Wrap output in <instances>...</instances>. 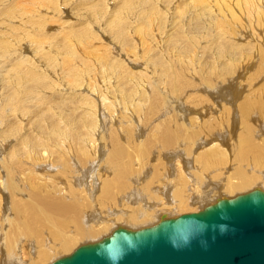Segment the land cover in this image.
Listing matches in <instances>:
<instances>
[{
    "label": "bare ground",
    "instance_id": "6f19581e",
    "mask_svg": "<svg viewBox=\"0 0 264 264\" xmlns=\"http://www.w3.org/2000/svg\"><path fill=\"white\" fill-rule=\"evenodd\" d=\"M258 1L182 15L185 1L0 0V264H52L168 209L264 191ZM70 36L100 41L110 76L85 78L97 58L82 71Z\"/></svg>",
    "mask_w": 264,
    "mask_h": 264
},
{
    "label": "water",
    "instance_id": "95a60500",
    "mask_svg": "<svg viewBox=\"0 0 264 264\" xmlns=\"http://www.w3.org/2000/svg\"><path fill=\"white\" fill-rule=\"evenodd\" d=\"M52 264H264V191L121 230Z\"/></svg>",
    "mask_w": 264,
    "mask_h": 264
},
{
    "label": "rangeland",
    "instance_id": "374dc122",
    "mask_svg": "<svg viewBox=\"0 0 264 264\" xmlns=\"http://www.w3.org/2000/svg\"><path fill=\"white\" fill-rule=\"evenodd\" d=\"M174 1V4H175V7H178L179 5H180V3L181 2H184L185 1V5L186 4H188L187 6H188V8L187 7H185V5H183V7H180V9L178 10L179 12H181V14L182 15H186V14H190V13H192L193 11H195V9H199L200 7H204L205 6V4H207L206 2H208V0H173ZM259 1H261V3L259 2ZM258 1V3H259V6H260V11L258 10L256 13H259V12H263L264 13V8L262 7V3H263V0H259ZM203 3H205V4H203ZM64 5V7L66 6L65 4H63ZM204 5V6H203ZM263 5H264V3H263ZM70 6V7H69ZM30 7V6H29ZM68 7V8H67ZM67 7H65L67 10L69 9V8H73V7H71V5H68ZM88 6L87 5H84V6H81V7H78V8H73V11H74V13L76 14V15H79L80 14V12H81V10H83V9H86ZM190 7H192V8H190ZM64 8V9H65ZM183 8V9H182ZM187 8V9H186ZM75 9H77V10H75ZM185 9V10H184ZM190 9V10H189ZM193 11H192V10ZM263 9V10H262ZM183 11V12H182ZM185 11V12H184ZM192 11V12H191ZM188 12V13H187ZM185 13V14H184ZM80 18H78V20H79ZM72 23V24H71ZM70 23V25L71 26H73V25H75V29H74V32L75 31H79V30H82V31H79L78 33H81V34H84L83 33V30L86 28V27H83L82 25H81V27H80V29L76 26L77 24H79L78 22H75V23H73V22H71ZM84 26H85V24H84ZM83 27V28H82ZM78 30H77V29ZM242 28V29H241ZM240 28V31L238 32V35H240V34H243L244 35V31L246 30V27H244V26H242ZM85 31V30H84ZM86 32V31H85ZM86 36V35H85ZM84 36V37H85ZM73 37V36H72ZM71 36L69 37V43L70 44H73L74 42V39L72 38ZM76 38H77V35H76ZM78 39V38H77ZM89 39H91V38H89ZM89 39H87L86 37L85 38H83L82 39V41H80L83 45H81L79 42H76V43H74V46H76L75 48H76V51L78 52V54H80V52H81V54H80V60L81 61H79V64H80V69L82 70V71H85L86 70V66H87V64L90 62V60H92V59H94V57L96 56V58L97 59H94V60H96V61H94V60H92V63L93 62H96L95 64L93 63V65H95V67H93V65L91 64V67H93V69L91 70V72L89 73V74H86V75H83L85 78H89V77H95L96 78V76L97 77H104V75H102V73L101 72H103V71H106L107 73H108V75L110 74L109 73V67H110V64H112V60H110L109 59V57L107 56V51H106V48L104 47V48H102L103 47V44H102V46H101V42L100 41H98V45H96L97 44V42H95V40L93 41V39L92 40H89ZM248 39V38H247ZM51 41L52 43H53V46L55 45V44H58V38H55V37H53V38H49L48 39V41ZM86 40H87V42H86ZM84 41H85V44H84ZM92 43H91V42ZM248 41H249V39H248ZM95 44H94V43ZM77 43H78V45H77ZM88 43V44H87ZM86 44L88 45L87 47H88V50H87V47H86ZM91 44V45H90ZM106 44H108V42H106ZM31 45V44H30ZM89 45H90V47H89ZM32 46V45H31ZM82 46V47H81ZM95 46V47H94ZM106 46H108V45H106ZM33 47V46H32ZM79 49H78V48ZM93 47V48H92ZM95 48V49H94ZM101 48V49H100ZM82 49V50H81ZM97 49V50H96ZM104 49V50H103ZM101 50H103L102 52H101ZM83 51H88V53L86 52V54H85V52H83ZM93 52V54H91L92 52ZM97 51V52H96ZM82 52H83V55H82ZM91 52V53H90ZM94 52H96L95 54L96 55H94ZM98 54V55H97ZM103 55V56H102ZM85 56H87V58L88 57H90V58H88V59H90V60H88V59H85L86 57ZM103 57V58H102ZM84 58V62L85 61H89V62H87V64H81V62L83 61L82 59ZM101 59H103V60H101ZM110 62V64H108L109 62L107 61V60ZM102 61V62H101ZM99 62V63H98ZM83 63V62H82ZM98 63V64H97ZM103 63H104V65H105V67L107 68L106 70H105V67L103 66ZM106 63H107V65H109V66H107L106 65ZM101 64V65H100ZM82 65H86V66H82ZM97 65V66H96ZM98 65H100V66H98ZM103 66V67H102ZM101 67L103 68V69H101ZM101 70V71H100ZM100 74L99 76H98V73ZM97 73V74H96ZM90 74H92V76H90ZM95 74V75H94ZM110 76V75H109ZM238 78V77H237ZM246 81H248L247 83H241V85H240V87H239V89H240V91H242V92H240V95H241V97L242 96H244V94H246L245 93V91L244 90H246L245 88L246 87H248L250 90H252V87H253V84L255 83V78L254 77H250V78H248V79H245ZM263 82H264V79L260 82V85H262L263 84ZM231 89V88H230ZM243 89V90H242ZM240 97V96H239ZM199 101V99L198 98H196V99H194V101ZM197 101V102H198ZM208 118V117H207ZM206 118V119H207ZM205 119V120H206ZM209 119V118H208ZM204 120V121H205ZM207 121V120H206ZM205 133H206V131H205ZM207 134H209V133H206L205 134V136L207 137V139L209 138V135H210V140H213L214 138H215V136L213 135L212 136V134H209L208 136H207ZM264 134V133H263ZM212 137V138H211ZM214 137V138H213ZM216 137H218V136H216ZM257 137H259V135L257 136ZM218 141L220 140V138L219 139H217ZM216 140V141H217ZM216 141H214V142H216ZM218 143H220V142H218ZM209 145L210 144H207V146L205 147V148H208L209 147ZM145 148L147 149V146H145ZM224 148V147H223ZM225 149V148H224ZM139 150V149H138ZM138 150H136L137 151V153H138ZM147 151H148V149H147ZM148 153H149V151H148ZM155 161V160H154ZM154 161H152L151 162V164H153L154 163ZM157 162V161H156ZM161 163V162H160ZM154 164H156V163H154ZM158 164V163H157ZM166 166V165H165ZM161 168H159V169H157L153 174H152V178H151V180H150V182L151 181H154L156 178H158L157 179V181H163V182H165V180L167 179V176L163 173V175L162 176H160V174H161ZM24 171H26L25 169L23 170V172L22 173H24ZM27 172V171H26ZM22 173H20L19 174V177L20 178H25V177H22L23 175L24 176H26V178H25V180H27V182H29L30 183V181H29V179L31 180V179H33L34 177H36V178H38V176L39 175H28V174H22ZM28 176V177H27ZM32 176H34V177H32ZM41 176V175H40ZM39 176V178H41L40 180H44L43 179V177H40ZM43 176V175H42ZM32 177V178H31ZM24 180V179H23ZM34 180V179H33ZM33 180H32V182H33ZM21 181V180H20ZM34 181H36V184L38 183V181L35 179ZM22 182V181H21ZM30 183V184H32L33 185V183ZM44 182V181H43ZM35 183V182H34ZM45 183H47V181H45ZM53 184H55V183H53ZM56 187V186H55ZM53 188H54V186H53ZM55 189H59L58 188V185H57V187L55 188ZM59 191H61V190H59ZM62 192V191H61ZM225 196V195H224ZM224 196H222L223 198H224ZM235 196V195H234ZM232 197V196H231ZM227 198H230V197H227ZM168 204V203H167ZM196 206V205H195ZM174 209V208H173ZM173 209H168V211L166 210V211H164L163 212V217H165L166 216V218L165 219H173V218H176L177 216H180V214L181 215H184V214H189V213H194V212H199L200 210H198V208L197 207H194V206H189L188 208H186V209H182V210H185V211H182V212H178L177 213V210H173ZM197 210V211H196ZM178 215H177V214ZM161 219H164V218H162L161 217ZM142 228H144V227H142ZM141 229V228H140ZM127 230H132V229H127ZM109 237V236H108ZM107 238V237H106ZM81 244H83V243H79L78 245H77V248L79 247V246H81ZM24 245V244H23ZM27 247L29 246V244H27L26 245ZM83 246V245H82ZM70 254H66V255H63V256H69ZM56 256H59V255H57L56 254Z\"/></svg>",
    "mask_w": 264,
    "mask_h": 264
}]
</instances>
